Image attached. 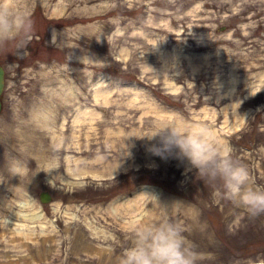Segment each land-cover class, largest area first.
<instances>
[{
	"label": "rangeland",
	"instance_id": "374dc122",
	"mask_svg": "<svg viewBox=\"0 0 264 264\" xmlns=\"http://www.w3.org/2000/svg\"><path fill=\"white\" fill-rule=\"evenodd\" d=\"M17 8L32 30L0 45V264H100L81 242L106 247L119 264L147 218L175 224L198 264L264 262V215L220 201L186 160L154 155L157 140L140 138L173 120L206 125L264 189V0ZM38 111L56 115L46 141L29 139L41 133ZM41 144L43 166L29 150ZM13 159L26 175H10ZM37 211L38 222L26 216Z\"/></svg>",
	"mask_w": 264,
	"mask_h": 264
},
{
	"label": "clouds",
	"instance_id": "9594fccd",
	"mask_svg": "<svg viewBox=\"0 0 264 264\" xmlns=\"http://www.w3.org/2000/svg\"><path fill=\"white\" fill-rule=\"evenodd\" d=\"M32 30L27 14L18 11L17 0H0V45L26 37ZM157 140L150 151L161 158L175 156L186 160L190 169L217 188L220 201L245 209L255 219L264 215V189L252 187L248 168L233 159L230 148H219L214 133L206 125L164 122L140 138ZM11 176L26 175V163L9 162ZM156 200V199H155ZM157 201V200H156ZM158 203V202H157ZM200 254L193 251L183 232L168 219L159 224L138 226L133 246L120 257L119 264H198Z\"/></svg>",
	"mask_w": 264,
	"mask_h": 264
},
{
	"label": "bare ground",
	"instance_id": "6f19581e",
	"mask_svg": "<svg viewBox=\"0 0 264 264\" xmlns=\"http://www.w3.org/2000/svg\"><path fill=\"white\" fill-rule=\"evenodd\" d=\"M188 61V59H187ZM188 64H189V61H188ZM99 91V89H97V92ZM108 96V94L106 95V97ZM97 97V93L95 94V98ZM236 116V119L240 118L239 115H237L236 113L234 114ZM35 117V119H34ZM32 119L35 120L36 122V125L39 127V131L41 133H39V135H37V130L36 128H34V132H32V135H30L29 139L31 140H35L36 138L38 139H44V141H46L48 138L45 136L46 133H50L51 130H52V127L54 124V122L56 121V115L55 114H49L45 111H38L37 114H35ZM79 120H82L83 122H85L84 118H81ZM94 118L93 116L91 118L88 119V123L92 124ZM52 125V126H51ZM83 125H86V124H81L79 126H83ZM53 131V130H52ZM29 150L31 152H34L37 156V158L39 159V162L41 163V166H43L42 164L45 163L46 161V154L49 152L48 148H45V145L41 144V146H35V148L33 147V149L31 147H29ZM86 153V152H85ZM43 159V160H42ZM25 205V204H24ZM28 216L32 221H40V219L43 218V214L41 211H37L35 213H32L31 215H26ZM148 220V218H147ZM143 221L144 223H141V224H144V225H147L148 224V221ZM78 247H81L83 250L87 251L88 253H92V252H96L98 254V262H100V264H109L111 263V259L110 258V254L111 253V250L108 251V249L105 247H100V246H95V245H92L91 243L89 242H81L79 244ZM102 252H107L106 254L107 255H104V254H101Z\"/></svg>",
	"mask_w": 264,
	"mask_h": 264
},
{
	"label": "water",
	"instance_id": "95a60500",
	"mask_svg": "<svg viewBox=\"0 0 264 264\" xmlns=\"http://www.w3.org/2000/svg\"><path fill=\"white\" fill-rule=\"evenodd\" d=\"M4 81H5V70L3 66L0 64V112L2 109V92L4 89ZM39 200L42 203H48L51 200L50 193L48 191H41L39 193ZM251 264H264V262L256 261Z\"/></svg>",
	"mask_w": 264,
	"mask_h": 264
}]
</instances>
